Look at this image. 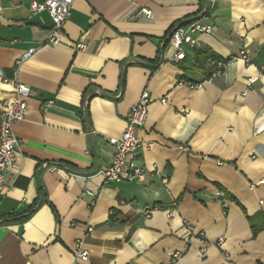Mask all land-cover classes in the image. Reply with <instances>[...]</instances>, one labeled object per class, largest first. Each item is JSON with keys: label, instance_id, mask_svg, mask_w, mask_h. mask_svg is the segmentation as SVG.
<instances>
[{"label": "crops", "instance_id": "0c3cea01", "mask_svg": "<svg viewBox=\"0 0 264 264\" xmlns=\"http://www.w3.org/2000/svg\"><path fill=\"white\" fill-rule=\"evenodd\" d=\"M32 1L0 0V102L16 98L15 82L30 88L0 215L39 202L0 224V264H75L88 225L79 264H264V0H218L207 14L210 0H75L58 45ZM194 17L213 32L171 61V29ZM197 50L239 57L209 80ZM144 90L136 163L149 173L109 182V139Z\"/></svg>", "mask_w": 264, "mask_h": 264}, {"label": "built area", "instance_id": "2783aa9c", "mask_svg": "<svg viewBox=\"0 0 264 264\" xmlns=\"http://www.w3.org/2000/svg\"><path fill=\"white\" fill-rule=\"evenodd\" d=\"M11 1L15 4L21 2V0ZM74 1L75 0H33L30 2L29 10L32 15L47 12L52 20L53 25L47 38L49 44L58 45L61 42L64 26L71 14ZM217 1L218 0L208 1L204 6V12L206 14L210 13L215 8ZM135 15L137 18L143 16L152 18L153 11L147 8H140ZM213 30L214 25L204 22L201 17L189 18L175 24L167 38L174 52L170 60L174 62L185 60L187 58V47H201V42L197 35L203 33L209 34L212 33ZM77 47L84 49L85 45L80 43ZM33 51L34 49L27 52L25 57L29 56ZM242 55L241 57L247 60L244 56L245 52H242ZM238 57L239 56H233L227 59L211 61L209 65L214 67V71L208 79L210 80L222 75L226 63ZM182 81L191 88H198L201 86V83L193 84L185 80ZM14 88L17 93L16 98L14 100H4L0 102V190L3 189L6 179L11 175L15 167L16 151L20 146V139L14 133V125L24 120L28 112L26 96L29 95L30 88L20 82H15ZM151 101L152 99L149 91L144 90L139 101L129 110L126 127L122 135L119 138L109 139V142L115 147V153L110 166L102 171L107 181L120 182L122 180H134L149 173L146 167L136 163V156L140 150L145 148V144L139 137L138 131L143 128L147 122ZM161 102L167 103V99L162 98ZM149 211L150 209L147 210V212ZM92 231L93 227L88 225L84 237L77 240L73 250L75 264L89 259L85 238L88 237Z\"/></svg>", "mask_w": 264, "mask_h": 264}, {"label": "trees", "instance_id": "16d2710c", "mask_svg": "<svg viewBox=\"0 0 264 264\" xmlns=\"http://www.w3.org/2000/svg\"><path fill=\"white\" fill-rule=\"evenodd\" d=\"M221 58L217 57L215 54L207 53L201 50L196 51V60L198 64H201L202 66L208 64V69L206 71V77L208 78L214 71V67L210 66L209 63L214 60H220ZM177 203V202H176ZM39 206V202L34 203L32 206H30L22 215L19 216H13V215H7V216H1L0 215V224H6L10 222H24L27 219H29L33 213L36 211L37 207ZM258 231L257 228H254V234H256Z\"/></svg>", "mask_w": 264, "mask_h": 264}]
</instances>
